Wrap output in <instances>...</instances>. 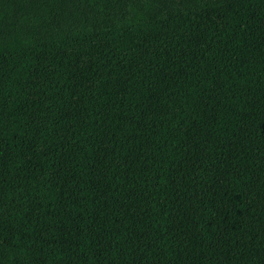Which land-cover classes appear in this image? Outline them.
Wrapping results in <instances>:
<instances>
[{
  "label": "trees",
  "instance_id": "1",
  "mask_svg": "<svg viewBox=\"0 0 264 264\" xmlns=\"http://www.w3.org/2000/svg\"><path fill=\"white\" fill-rule=\"evenodd\" d=\"M0 264H264V0H0Z\"/></svg>",
  "mask_w": 264,
  "mask_h": 264
}]
</instances>
